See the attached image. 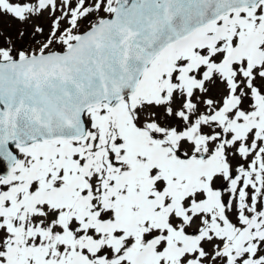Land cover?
Returning a JSON list of instances; mask_svg holds the SVG:
<instances>
[{
    "label": "snow or ice",
    "instance_id": "6c2138e0",
    "mask_svg": "<svg viewBox=\"0 0 264 264\" xmlns=\"http://www.w3.org/2000/svg\"><path fill=\"white\" fill-rule=\"evenodd\" d=\"M0 264H264V0H0Z\"/></svg>",
    "mask_w": 264,
    "mask_h": 264
}]
</instances>
